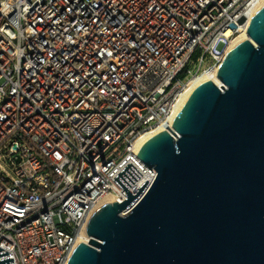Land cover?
Returning a JSON list of instances; mask_svg holds the SVG:
<instances>
[{
  "label": "built area",
  "instance_id": "1",
  "mask_svg": "<svg viewBox=\"0 0 264 264\" xmlns=\"http://www.w3.org/2000/svg\"><path fill=\"white\" fill-rule=\"evenodd\" d=\"M259 2L0 0V249L13 264H67L101 201L127 198L113 178L128 164L141 174L128 192L148 190L139 139L171 130Z\"/></svg>",
  "mask_w": 264,
  "mask_h": 264
},
{
  "label": "water",
  "instance_id": "2",
  "mask_svg": "<svg viewBox=\"0 0 264 264\" xmlns=\"http://www.w3.org/2000/svg\"><path fill=\"white\" fill-rule=\"evenodd\" d=\"M246 34L142 145L148 190L131 195L141 174L124 167L127 198L93 213L67 264H264V6ZM0 264H13L2 249Z\"/></svg>",
  "mask_w": 264,
  "mask_h": 264
},
{
  "label": "bare ground",
  "instance_id": "3",
  "mask_svg": "<svg viewBox=\"0 0 264 264\" xmlns=\"http://www.w3.org/2000/svg\"><path fill=\"white\" fill-rule=\"evenodd\" d=\"M264 6V0H260L259 5L257 6V10ZM248 36L246 34V31L241 32L238 36H236L235 38H233L230 43L228 44L227 48H226V52H228L229 50H231L234 46H236L237 44H239L240 42L247 40ZM218 67H209L204 69L199 75L198 77H196L188 86V89L183 97V99L180 101L178 107H177V113L180 111V109L182 108V106L184 105V103L186 102L187 98L189 97V95L195 90V88H197L200 84L206 82V81H213L216 82V72H217ZM217 83V82H216ZM160 132H163L161 129H157L155 131H152L144 136H142L138 143L137 146H142L149 138L153 137L156 134H159ZM113 202V199L111 197H106L101 201V205L107 204V203H111ZM88 237L83 235L82 237H80L78 242L81 243H86L88 242Z\"/></svg>",
  "mask_w": 264,
  "mask_h": 264
},
{
  "label": "rangeland",
  "instance_id": "4",
  "mask_svg": "<svg viewBox=\"0 0 264 264\" xmlns=\"http://www.w3.org/2000/svg\"><path fill=\"white\" fill-rule=\"evenodd\" d=\"M212 62L211 61H207L205 64L202 65V69H206V68H209V67H212ZM195 72V67H192L191 68V73H194Z\"/></svg>",
  "mask_w": 264,
  "mask_h": 264
}]
</instances>
